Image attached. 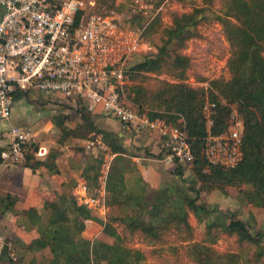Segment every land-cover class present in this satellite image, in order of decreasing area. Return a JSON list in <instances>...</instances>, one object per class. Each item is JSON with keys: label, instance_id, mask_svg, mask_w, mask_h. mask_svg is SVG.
Returning a JSON list of instances; mask_svg holds the SVG:
<instances>
[{"label": "trees", "instance_id": "1", "mask_svg": "<svg viewBox=\"0 0 264 264\" xmlns=\"http://www.w3.org/2000/svg\"><path fill=\"white\" fill-rule=\"evenodd\" d=\"M201 2L190 12H172L168 23L162 15L153 20L143 38L155 45L157 54L137 63L129 60L124 92L125 103L138 114L185 131L194 155V185L190 190L197 196L176 186L151 190L120 138L100 129L95 115L78 101L72 113L52 119L59 131L58 147L41 158L37 157L41 145L31 141L24 147L20 164L34 173L59 175L57 160L67 141L81 144L94 132L102 135L114 155L106 180L108 212L105 219H100L66 193L47 201L46 223L39 222L36 211L33 214L40 238L28 247L31 252L48 251L49 259L47 255L44 264H148L152 260L178 264L182 259L193 264H264V232L253 233L238 211L208 209L199 204L202 192L226 194L228 188H235L247 205L264 210V0ZM217 3L216 21L222 26L229 50L228 77L210 80L197 76L196 82L207 83V87L194 86L189 78L193 62L187 50L191 41L202 38L200 27L208 21L206 13ZM104 9L122 13L124 6L117 5L116 0H98L93 12ZM143 22L141 16L129 20L130 25L140 28ZM25 96L18 93L15 101ZM207 103L212 105L211 128L204 115ZM234 109L244 125L243 160L234 167L212 165L206 155L209 137L227 130ZM78 146L76 151L84 153V145ZM2 152L0 149V166ZM103 161V153L88 159L82 179L90 191L100 190ZM176 173L183 175L184 167L180 165ZM15 203L16 198L10 194L0 197V208L5 211ZM192 216L204 226L203 231L192 224ZM88 221L103 227L100 237L92 242L83 236ZM223 239L233 240L236 248L219 251ZM12 252L14 249L5 245L1 259L20 264L9 258Z\"/></svg>", "mask_w": 264, "mask_h": 264}, {"label": "built area", "instance_id": "2", "mask_svg": "<svg viewBox=\"0 0 264 264\" xmlns=\"http://www.w3.org/2000/svg\"><path fill=\"white\" fill-rule=\"evenodd\" d=\"M97 1L0 0V123L12 117L18 93L59 94L85 103L92 114L101 109L125 125L158 136L165 150V165L191 166L194 155L185 131L138 114L123 98L129 60L157 54L155 45L143 38L148 26L157 16H163L168 6L179 7L174 0H134L132 16H141L145 21L142 28H136L120 13L105 9L94 13ZM125 1L116 0V4ZM204 115L211 128L210 103L205 105ZM243 133V121L234 109L227 130L209 137L208 161L225 167L238 165L244 157ZM11 134L12 146L2 153V160L20 164L25 157L24 147L35 135L30 128L22 127H14ZM85 149L95 157L104 154L100 190L90 191L87 182L81 180L72 197L78 206L106 216V180L114 155L102 135L96 133L86 141ZM47 154V148L41 147L37 157ZM2 244L0 241L1 249ZM10 258L16 260V254L12 252Z\"/></svg>", "mask_w": 264, "mask_h": 264}, {"label": "crops", "instance_id": "3", "mask_svg": "<svg viewBox=\"0 0 264 264\" xmlns=\"http://www.w3.org/2000/svg\"><path fill=\"white\" fill-rule=\"evenodd\" d=\"M48 95L63 97L59 94ZM16 102L18 101H15V104ZM94 115L95 117H101L99 121L105 131L120 138L122 146L128 152L127 155L132 158L142 177L152 189L157 188L163 182L165 178L163 176L164 173H169L170 177L174 179L178 177L176 169L180 165L168 166L164 164L165 150L158 136L147 132H140L134 125H125L119 120L105 115L101 109H98ZM12 118L13 115L10 120L0 123V149L3 150L2 153L8 151L12 146L11 130L14 127L29 128L26 127L25 120L18 121L14 119L16 122L14 123ZM34 135L38 136V132H34ZM78 144L80 143L69 140L64 147L60 148L63 155H60L57 160L60 170L59 175L51 176L45 172L34 173L22 164L5 162L0 166V197L10 194L16 198V203L10 210L5 211L0 208V241L3 242L2 246L7 244L14 249V253H17L16 260L20 264L45 263L41 255L45 252L49 254L47 253L48 251L31 252L28 250L31 243L40 238L39 230L32 221V218H34L33 214L36 211L38 216L41 217V221L38 218L39 222L46 223L48 212L45 208V203L56 200L63 193L72 196L73 189L83 180L82 173L88 163L85 154L72 150L69 151L68 149L69 147L73 149ZM66 149L69 152H66ZM183 167L185 171L188 166ZM2 213L5 214L2 215ZM91 213L96 214L100 219H105L106 217L98 212L91 211ZM102 231L103 227L101 224L95 221H88L83 236L86 240L92 242L100 237ZM2 250L3 248H0V264H14L9 262L7 258L1 259Z\"/></svg>", "mask_w": 264, "mask_h": 264}, {"label": "rangeland", "instance_id": "4", "mask_svg": "<svg viewBox=\"0 0 264 264\" xmlns=\"http://www.w3.org/2000/svg\"><path fill=\"white\" fill-rule=\"evenodd\" d=\"M132 2V0H126L125 4H123L124 10L120 14L126 20L133 18L132 10L134 7ZM174 2L179 8L175 6L172 8L168 6L166 8L165 13L162 16L165 23L169 22L172 12H190L196 5H202L201 0H184V2L181 3L177 2V0H174ZM211 9V11L206 13L208 16V21L200 27V33L203 35L202 38L191 41L187 50V55L192 59L193 62V69L189 73V78L190 82L194 86H207V83L200 84L196 82L197 76L206 77L210 80L221 76L228 77L226 70V65L229 58L228 44L226 43L222 26L216 21L215 16L216 12L219 11L218 3L214 4ZM144 25L145 21L143 22L142 26ZM134 27L140 28L138 25H135ZM132 60L133 63H137L138 61L142 60V58H135ZM123 92L126 94L125 90H123ZM123 98L124 101L128 103L126 95H124ZM77 102L78 101L73 102L56 95H48L36 91L30 92L26 94V97H24L22 100L16 102L14 113L12 114V120L14 123H16L14 119H17L18 121L25 120L26 127H29L35 133L38 132V136H35L33 141H36L41 145V147H46L50 151L51 149L58 147L57 140L59 137V131L52 122L53 117L59 114L69 115L73 112L72 109L74 110L77 108ZM100 118L101 117L96 116L95 121L97 126L100 129H103L101 126L102 124L99 121ZM91 135H93V133L89 135L88 139ZM87 140H85L81 146L86 145ZM76 147L74 146L73 149L72 147H69L68 149L69 151L72 150L74 152H78L76 151ZM65 151L67 152L68 150L66 149ZM79 153L85 154L87 161L88 159L93 160V158H95V156H93L91 153L86 152V149L84 150V153ZM61 155H63V153H61ZM163 176L165 177L163 182L157 188H151V190L156 191L165 188L166 186H176L179 188L181 187V189L188 192L193 197L197 196L195 192H191L190 190L191 186L194 185V182H192L194 178L191 166L186 167L184 174L178 175L176 179L171 178L169 173H164ZM196 187L199 188L197 185ZM241 189L245 188L242 187ZM199 204L207 206L208 209H231L233 211H238L241 220L251 226L253 233L264 232V210L258 205H247L245 200L241 198L238 189L228 188L226 194H222L216 190L212 192H202L199 197ZM191 221L199 231H203L204 226L198 224L194 216H192ZM5 245L7 244H4V246ZM232 248H236V244L233 240L226 241L223 239V241L218 246V249L221 252L230 250ZM47 255L48 254L45 252L41 255V258H45ZM170 256L168 257L170 258ZM171 259H173V257H171ZM179 263L193 264L185 259H182V262L179 261L178 264ZM148 264L165 263L152 260Z\"/></svg>", "mask_w": 264, "mask_h": 264}]
</instances>
